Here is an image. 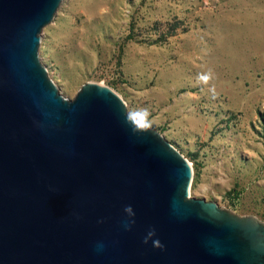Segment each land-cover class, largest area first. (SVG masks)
I'll return each instance as SVG.
<instances>
[{
  "label": "water",
  "instance_id": "95a60500",
  "mask_svg": "<svg viewBox=\"0 0 264 264\" xmlns=\"http://www.w3.org/2000/svg\"><path fill=\"white\" fill-rule=\"evenodd\" d=\"M60 2L0 0V264H264V222L191 197L115 91L59 93L38 48Z\"/></svg>",
  "mask_w": 264,
  "mask_h": 264
},
{
  "label": "rangeland",
  "instance_id": "374dc122",
  "mask_svg": "<svg viewBox=\"0 0 264 264\" xmlns=\"http://www.w3.org/2000/svg\"><path fill=\"white\" fill-rule=\"evenodd\" d=\"M38 53L69 100L96 82L148 109L191 197L264 222V0H61Z\"/></svg>",
  "mask_w": 264,
  "mask_h": 264
},
{
  "label": "clouds",
  "instance_id": "9594fccd",
  "mask_svg": "<svg viewBox=\"0 0 264 264\" xmlns=\"http://www.w3.org/2000/svg\"><path fill=\"white\" fill-rule=\"evenodd\" d=\"M211 78V73L201 75L198 79L200 82L207 83ZM150 113L148 109H140L131 111L129 114L126 115V122L131 120L130 126L132 127L133 131H147L151 127V122L149 121ZM125 211L130 215H134L132 213V208L130 205L125 207Z\"/></svg>",
  "mask_w": 264,
  "mask_h": 264
}]
</instances>
